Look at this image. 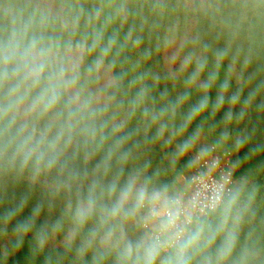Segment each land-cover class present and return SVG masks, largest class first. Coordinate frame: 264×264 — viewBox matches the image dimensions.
Returning a JSON list of instances; mask_svg holds the SVG:
<instances>
[{
  "label": "clouds",
  "instance_id": "clouds-1",
  "mask_svg": "<svg viewBox=\"0 0 264 264\" xmlns=\"http://www.w3.org/2000/svg\"><path fill=\"white\" fill-rule=\"evenodd\" d=\"M25 244L264 264V0H0V264Z\"/></svg>",
  "mask_w": 264,
  "mask_h": 264
},
{
  "label": "trees",
  "instance_id": "trees-1",
  "mask_svg": "<svg viewBox=\"0 0 264 264\" xmlns=\"http://www.w3.org/2000/svg\"><path fill=\"white\" fill-rule=\"evenodd\" d=\"M213 94H215V93H213ZM29 262H30L29 247L27 244H25L22 253L17 258V264H29ZM45 264H46V262H45Z\"/></svg>",
  "mask_w": 264,
  "mask_h": 264
},
{
  "label": "rangeland",
  "instance_id": "rangeland-1",
  "mask_svg": "<svg viewBox=\"0 0 264 264\" xmlns=\"http://www.w3.org/2000/svg\"><path fill=\"white\" fill-rule=\"evenodd\" d=\"M214 95H215V94H213V98H214ZM222 114H223V113H221V115H222Z\"/></svg>",
  "mask_w": 264,
  "mask_h": 264
}]
</instances>
